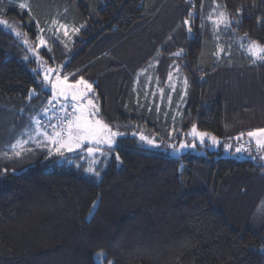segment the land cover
I'll return each instance as SVG.
<instances>
[{"label":"trees","instance_id":"1","mask_svg":"<svg viewBox=\"0 0 264 264\" xmlns=\"http://www.w3.org/2000/svg\"><path fill=\"white\" fill-rule=\"evenodd\" d=\"M221 12L233 22L217 31L209 16ZM0 20L22 34L0 26V264H264V221L254 220L264 148L244 138L264 128V60L246 52L264 46V0H2ZM38 36L46 46L30 51ZM159 54L149 71L169 73L173 61L186 96L164 86L152 97L140 70ZM42 64L93 85L98 116L123 134L111 157L86 145L49 157L31 142V153L3 155H13L6 133L26 114L19 106L41 116L50 105ZM223 79L240 81L242 97ZM193 125L230 149L175 157L137 135L178 144Z\"/></svg>","mask_w":264,"mask_h":264},{"label":"snow or ice","instance_id":"2","mask_svg":"<svg viewBox=\"0 0 264 264\" xmlns=\"http://www.w3.org/2000/svg\"><path fill=\"white\" fill-rule=\"evenodd\" d=\"M0 3H2V0H0ZM18 7L21 10H29V5L26 3H20ZM191 15L192 13H189V16ZM209 19L217 26L221 24L230 26L233 22L223 12L219 14V17L213 18L212 16H209ZM55 23L56 21H53V24ZM184 23L188 25V31L190 33V22L185 20ZM236 23H239V21H236ZM0 26H5L9 30L15 31V27L8 24L5 20H0ZM60 27L65 29L67 28L66 25H61ZM40 31L43 32V29H40ZM73 31H79V29H74ZM15 34L16 36L22 35L18 31H15ZM64 35H68L67 30H65ZM37 39L39 40V43L35 46V48L29 46L30 51L36 52L37 48L46 46V41L42 36H38ZM24 43L28 44V40L25 39ZM247 50L254 58L264 60V46H260L253 42L248 45ZM176 55H180V53H176ZM52 76H54L55 79H51ZM169 79H171V73H169ZM40 83L44 88H49L51 90L54 98L70 99L71 101L78 103H76L71 113H69L67 109H64L62 106V111L65 112V116L58 124L50 123L49 127L52 129L51 133L43 128L39 119L34 120L36 125L34 133H30L27 139H17L15 143L8 146L13 155H8V153H3V155H5L8 159H12L13 156L20 157L26 152H33L35 149L25 147L29 141H32L38 149H46L49 157L53 154L63 156L64 151L72 152L76 149H80L82 145L85 144L96 145V147L89 146L86 148L88 154L100 152L101 145H106L109 151H111L116 143V138L123 134L113 131L107 123L96 118L99 115V108L94 102V99L90 97V94L94 91L91 83L83 77L75 79L74 82H69V76L64 75L62 77L59 71L53 68L45 69V74L43 75ZM184 83L185 86H187V78H185ZM161 94H163V89H161ZM31 95H35L34 90L30 92V96ZM49 102L51 103V101ZM47 111L48 110L45 109V112ZM137 135H139L140 141L146 142L148 145L153 147L159 146L155 143L154 139L145 136L143 133H137ZM190 135L193 137H199L200 142L203 143L204 137L207 133L198 132L196 126L193 125ZM248 136L257 137V146L264 148V128L250 131L248 132ZM40 137H43V139H40ZM212 141L214 144L218 143L215 137H212ZM180 146L186 147L187 145L181 143ZM192 146L195 147L194 144ZM225 147L227 148L229 146L225 145ZM236 151L240 152L242 149L237 148ZM116 159H120L118 154L116 155ZM6 171L7 170H5V172ZM87 171L99 176V173L95 172L92 167H89ZM112 264H114V262H112Z\"/></svg>","mask_w":264,"mask_h":264},{"label":"rangeland","instance_id":"3","mask_svg":"<svg viewBox=\"0 0 264 264\" xmlns=\"http://www.w3.org/2000/svg\"><path fill=\"white\" fill-rule=\"evenodd\" d=\"M25 1V0H24ZM188 21H190V19L188 18L187 19ZM56 26L57 28L62 31L63 33L65 32V30H67L68 32V35L65 36L64 35V39H68L70 38V27L64 22H62V20L60 19L59 22L56 21ZM61 25H66L67 28H62L60 27ZM216 30L217 31H222V30H225V25L224 24H221L219 26L216 25ZM220 33V32H219ZM222 33V32H221ZM253 42H251L250 44H252ZM249 43L247 45H250ZM257 44V43H256ZM263 46V45H262ZM248 47H246V52H248ZM249 53V52H248ZM250 54V53H249ZM163 56L164 54H159L156 56H154L153 60L150 61V65H149V68L147 67H144V68H141L140 70V77L145 80V82L149 81L148 83H146L148 85V89L150 90L151 88L154 90L152 92V97L155 96L156 94H161V89H163V94L165 93V88L169 87L171 89V92L172 91H177L178 89L182 90L183 89V96H186L187 94V87L185 86V84H179V85H172L171 81L172 80V75H177L178 77V81L180 82H184V80L180 79L182 76H181V71H179L181 68L176 66V64L172 61L170 67V69H172L171 72V79H169V73L166 72V74H164L163 72H160L158 73L157 72V75H152L151 74V71H149V69L151 70V66L153 65L154 67H156V59L159 60L161 56ZM170 63H168L169 65ZM41 68L43 69V75L45 74V69L46 68H53V69H57L60 73V68L54 66V67H50L48 65H43L41 66ZM179 69V70H175V69ZM156 70V69H155ZM178 72V73H177ZM61 74V73H60ZM164 75L166 76L164 78ZM62 76V74H61ZM153 76H158V78H160L161 80H157L156 82H153L151 81L153 79ZM63 77V76H62ZM51 79H55L54 76L51 77ZM177 81V82H178ZM69 82H74V81H70ZM175 82V81H174ZM231 82V81H229ZM229 82H226L225 83V86L228 85V87H224L223 83H224V79L219 83L220 84V89H222L224 92L226 91V89H229L228 91L230 93H232V95L234 96H237V97H242L241 95V91L240 89L242 88V83L240 81H234V82H231L230 84H228ZM90 83V82H89ZM165 86V88H164ZM176 87H179V88H176ZM44 88V87H43ZM46 89H49V88H46ZM50 90V89H49ZM94 90V88H93ZM182 92V91H181ZM229 92H226L229 94ZM94 93V91L90 94V97H92V94ZM163 96V95H161ZM50 100L52 101L49 105V107L45 108L47 109L48 111L47 112H44L43 115L41 116H38L37 114L34 113V111L32 110H28V106H26L25 103L22 104V106L20 105L19 106V112H21L22 110H24L26 112L25 116L23 117V119H18L17 121V128L14 129V131L11 133L9 130L7 131L6 133V137L7 139H11V137H13L12 135H14V137L12 139H27L29 134L30 133H34L35 131V128H36V125L34 123V120L36 119H39L41 121V124L43 126L44 129H46L47 131H49V133H51L50 131H52L51 127H49L50 123L51 124H57L58 123V120L60 119H55V118H58L60 116V113L62 111V106L64 109H68L69 107L73 108L75 107L76 103L78 102H73L71 101L70 99H64V98H54L53 97V94L49 97ZM264 100V97L262 98ZM54 106L56 107L54 109ZM55 110V111H54ZM16 112V110L14 111ZM98 119H101L99 116L96 117ZM102 120V119H101ZM105 122V121H104ZM14 123V124H13ZM14 126L16 127V123L12 120H10L8 123H7V127L8 126ZM49 128V129H48ZM112 128V127H111ZM113 131H116V132H119L118 130H115L114 128H112ZM190 132H187L185 135H184V138L182 140L181 143L187 145L186 147H181V143H178V144H174V143H165L163 142L162 140H157L155 139L153 136H148L147 134L144 133L145 136H148L149 138L151 139H154L155 143L157 145H159L158 147L162 148V149H166L168 150V154L172 155V156H179L181 153L185 152L186 150H195V151H198V152H203V153H206L207 150H206V147H208L209 149H214V150H219L221 148L225 149V150H229L230 149V146L229 147H225V145H220V139L217 138L216 136H214L213 134L211 133H207V135L204 137V142L201 143L200 142V138L199 137H193L190 135ZM121 133V132H119ZM205 133V132H203ZM11 135V137L9 138V136ZM119 137V136H118ZM118 137L116 138V142H117V139ZM212 137H215L218 141V143H213L212 141ZM238 138V137H237ZM246 141H251L252 139H257V137H249L248 134L246 137H244ZM40 139H43V137H40ZM31 142L32 144H34L32 141H29ZM116 144V143H115ZM144 145L146 146H149V147H153L151 145H148L146 142H143ZM195 145V147H193L192 145ZM86 146H92V147H96L95 144H85ZM85 145H82V147L80 149H82ZM243 145V148H248L249 145L246 143H242ZM199 146H201L199 148ZM101 148V151L100 152H95L93 154H98L99 157L101 156H104V155H108L111 157L112 155V149L111 151H109L108 147L106 145H101L100 146ZM251 148V147H250ZM78 150V149H76ZM239 156H241L240 154H238ZM99 159V158H98ZM101 175V174H100ZM254 220H256V229H259V227L262 225L263 221H264V216H260L258 213H256L255 217H254ZM231 223V222H230Z\"/></svg>","mask_w":264,"mask_h":264},{"label":"built area","instance_id":"4","mask_svg":"<svg viewBox=\"0 0 264 264\" xmlns=\"http://www.w3.org/2000/svg\"><path fill=\"white\" fill-rule=\"evenodd\" d=\"M69 112V111H68ZM70 113V112H69Z\"/></svg>","mask_w":264,"mask_h":264}]
</instances>
